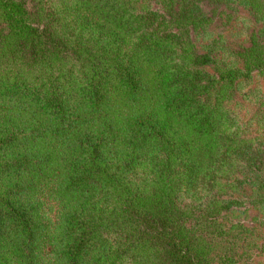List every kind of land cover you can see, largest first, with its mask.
<instances>
[{
  "label": "trees",
  "instance_id": "trees-1",
  "mask_svg": "<svg viewBox=\"0 0 264 264\" xmlns=\"http://www.w3.org/2000/svg\"><path fill=\"white\" fill-rule=\"evenodd\" d=\"M137 2L0 0V264H209L187 226L264 210V145L223 103L264 51L210 70L200 0Z\"/></svg>",
  "mask_w": 264,
  "mask_h": 264
},
{
  "label": "rangeland",
  "instance_id": "rangeland-1",
  "mask_svg": "<svg viewBox=\"0 0 264 264\" xmlns=\"http://www.w3.org/2000/svg\"><path fill=\"white\" fill-rule=\"evenodd\" d=\"M137 3L160 8L163 0ZM199 5L206 19L194 26L191 34L198 48L205 44L212 47L217 64L209 66L210 70L221 65L242 66L243 56L237 51L252 43L264 51V0H200ZM231 89L233 92L223 103L235 118L233 126L238 123L243 136L264 145V69H255L249 78L236 82ZM205 189L201 199L192 195L181 197L182 205L191 204L192 208H186L191 214L205 208L200 201H208L218 187ZM53 202H48L51 211ZM242 210L244 207L226 217H222L223 211L217 215L218 221L203 215L204 218L187 226L188 235L199 244L209 264H264V210ZM217 224L225 227L224 235L215 231ZM225 251L227 256L221 257Z\"/></svg>",
  "mask_w": 264,
  "mask_h": 264
}]
</instances>
